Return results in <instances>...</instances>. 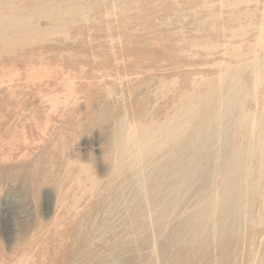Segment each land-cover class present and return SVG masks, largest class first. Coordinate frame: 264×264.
<instances>
[{"label":"rangeland","instance_id":"rangeland-1","mask_svg":"<svg viewBox=\"0 0 264 264\" xmlns=\"http://www.w3.org/2000/svg\"><path fill=\"white\" fill-rule=\"evenodd\" d=\"M263 50L264 0H0V264H264L252 130L226 133L228 151L244 152L246 178L228 180L246 186L241 217L227 218L240 207L220 189L224 215L202 189L173 191L163 214L145 162L171 135L204 151L209 93L229 78L242 112L264 122V72L252 75ZM135 173L147 177L137 196Z\"/></svg>","mask_w":264,"mask_h":264},{"label":"bare ground","instance_id":"bare-ground-1","mask_svg":"<svg viewBox=\"0 0 264 264\" xmlns=\"http://www.w3.org/2000/svg\"><path fill=\"white\" fill-rule=\"evenodd\" d=\"M260 69L264 72V50L261 55L258 56L257 64L252 69V75L258 76ZM221 85L222 84H220V86ZM215 92L216 91H210L209 93L213 99L211 100V107L208 108L207 114L211 115L212 124L210 133L205 136V140L207 141L205 144L206 147L202 146L204 151L196 154L194 150L196 148H194V146L185 144L179 145L176 144L175 141L174 144L169 145L172 141L171 135L170 138H167L161 143L152 145L149 154H147V157L145 158V162L154 163L152 167V175L158 173L157 178L160 180V183L152 191V200L155 203L160 200L163 214L169 210L173 204V200L179 199L180 195H183L184 197H192L197 189H202L204 197H209L208 199H205L207 201L205 203L206 208H213L217 215H224L222 208L219 206V196L217 197L215 194V190L220 189L223 196L222 198H226L229 206H234L236 208L240 207L238 211L236 210L234 214L228 215L227 218L234 219L241 217L243 212L241 197L246 191V186L242 183L239 188H229L228 180L233 174H237L243 179L246 178L247 169L242 160L244 152L240 150L238 153L235 152V154H233L228 151L227 146L229 144L226 133L230 132V128L232 127H240L247 132L252 130L254 139L260 144L259 149L261 160L264 161V122L256 118L250 119V116L245 115L240 109L239 106L242 102V95L240 94V87L235 78H229L227 87H225L218 95L215 94ZM200 139L199 133L195 132H191L185 138V140H192V144L196 146H199V143L201 142ZM216 139L226 144L221 143L220 145L213 147L212 141ZM200 157H204L206 162L203 167L198 165V159ZM228 160H231V162H228ZM160 163L168 164L173 168L170 171L169 169L163 171L159 168ZM132 171L135 172L134 169ZM146 181V174L140 176L135 173L129 183L133 190L132 194L137 196L142 192ZM173 191H177V193L179 192L176 199L171 196ZM236 198L238 200L237 202L235 201ZM165 199H167L166 204ZM177 209L178 208H175L173 213H177ZM177 214H179V211ZM193 219L195 221V218L184 219L178 227L171 231L168 235L170 242H176L175 238L179 226H188L192 223L191 221H193ZM217 230L218 228L216 226H212V228L209 227L206 229L205 234L210 235Z\"/></svg>","mask_w":264,"mask_h":264}]
</instances>
